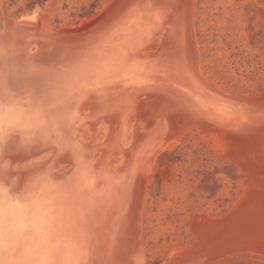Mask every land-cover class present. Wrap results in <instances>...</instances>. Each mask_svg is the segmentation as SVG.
<instances>
[{
    "label": "water",
    "instance_id": "obj_1",
    "mask_svg": "<svg viewBox=\"0 0 264 264\" xmlns=\"http://www.w3.org/2000/svg\"><path fill=\"white\" fill-rule=\"evenodd\" d=\"M36 12L12 22L0 0V264H143L146 176L191 128L249 178L227 215L193 214L168 264L264 255V93L204 77L196 0H114L60 31Z\"/></svg>",
    "mask_w": 264,
    "mask_h": 264
},
{
    "label": "rangeland",
    "instance_id": "obj_2",
    "mask_svg": "<svg viewBox=\"0 0 264 264\" xmlns=\"http://www.w3.org/2000/svg\"><path fill=\"white\" fill-rule=\"evenodd\" d=\"M112 1L1 0V10L4 18L20 20L37 6L41 28L60 31L90 21ZM194 33L206 79L239 99L264 93V0H196ZM222 154L220 138L199 128L157 152L143 186V264H168L194 243L195 212L220 218L237 206L249 175ZM223 264H264V255L241 251Z\"/></svg>",
    "mask_w": 264,
    "mask_h": 264
},
{
    "label": "bare ground",
    "instance_id": "obj_3",
    "mask_svg": "<svg viewBox=\"0 0 264 264\" xmlns=\"http://www.w3.org/2000/svg\"><path fill=\"white\" fill-rule=\"evenodd\" d=\"M2 5V4H1ZM1 14H2V10H1ZM2 17L4 18V16H3V14H2ZM28 18V17H27ZM34 18H35V16H34ZM12 20V22H16V21H18V20H13V19H11ZM21 20V19H20ZM42 29H44V28H42ZM163 148V146L161 147V148H159L158 149V151L160 150V149H162ZM157 151V152H158ZM156 159V158H155Z\"/></svg>",
    "mask_w": 264,
    "mask_h": 264
},
{
    "label": "trees",
    "instance_id": "obj_4",
    "mask_svg": "<svg viewBox=\"0 0 264 264\" xmlns=\"http://www.w3.org/2000/svg\"><path fill=\"white\" fill-rule=\"evenodd\" d=\"M41 6H43V4H41Z\"/></svg>",
    "mask_w": 264,
    "mask_h": 264
},
{
    "label": "snow or ice",
    "instance_id": "obj_5",
    "mask_svg": "<svg viewBox=\"0 0 264 264\" xmlns=\"http://www.w3.org/2000/svg\"><path fill=\"white\" fill-rule=\"evenodd\" d=\"M6 103V101H4Z\"/></svg>",
    "mask_w": 264,
    "mask_h": 264
}]
</instances>
